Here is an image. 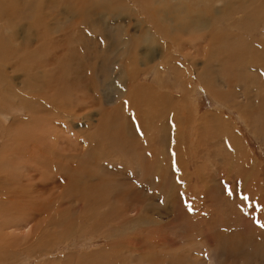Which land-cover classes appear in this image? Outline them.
Returning <instances> with one entry per match:
<instances>
[{
	"label": "rangeland",
	"instance_id": "obj_1",
	"mask_svg": "<svg viewBox=\"0 0 264 264\" xmlns=\"http://www.w3.org/2000/svg\"><path fill=\"white\" fill-rule=\"evenodd\" d=\"M0 191V264H264V0H0Z\"/></svg>",
	"mask_w": 264,
	"mask_h": 264
},
{
	"label": "bare ground",
	"instance_id": "obj_2",
	"mask_svg": "<svg viewBox=\"0 0 264 264\" xmlns=\"http://www.w3.org/2000/svg\"><path fill=\"white\" fill-rule=\"evenodd\" d=\"M135 1V0H134ZM91 2V1H90ZM96 2V1H95ZM104 2V1H103ZM110 2V1H109ZM94 4V3H93ZM100 4H101V2H100ZM109 4V3H108ZM93 7V6H92ZM89 8H91V5H90V7ZM89 8H88V11L90 12V14H91V11L89 10ZM109 8V7H108ZM92 10V9H91ZM87 11V12H88ZM121 11V10H120ZM118 13V12H117ZM89 14V13H88ZM87 14V15H88ZM89 14V16L91 17V15ZM115 14V13H114ZM119 14V13H118ZM117 14V15H118ZM76 21V20H75ZM78 21V20H77ZM147 35V34H146ZM127 38V37H126ZM131 38V37H130ZM145 38V37H144ZM151 38V37H150ZM152 39V38H151ZM114 39H112V41H113ZM125 41V40H124ZM128 41V40H127ZM152 41H153V39H152ZM190 41V40H189ZM126 42V41H125ZM124 42V43H125ZM128 42H131V41H128ZM127 42V43H128ZM118 43V42H117ZM123 43V42H122ZM151 43V42H150ZM182 43V42H181ZM114 44V43H113ZM126 44V43H125ZM113 46V45H112ZM20 48V47H19ZM130 52V51H129ZM201 54V53H200ZM67 56V55H66ZM71 57V56H70ZM69 57V58H70ZM77 60V59H76ZM72 61H73V59H72ZM66 66V65H65ZM176 66V65H175ZM67 68L69 67V66H66ZM67 68H66V70H67ZM75 68H76V66H75ZM79 68V67H78ZM81 69V68H80ZM133 69V68H132ZM170 69L172 70V72L174 71V73L176 72L177 73V71H178V69H177V71L175 70L176 69V67H174V66H170ZM69 70H72L71 69V67H70V69ZM68 70V71H69ZM82 70V69H81ZM152 70H153V68H152ZM151 70V71H152ZM79 71V70H78ZM119 71H120V69H119ZM75 72V71H74ZM73 73V72H72ZM131 74V73H130ZM77 77L79 76L78 75V73H77V75H76ZM75 77V76H74ZM119 77H122L121 75H119ZM137 77V76H136ZM76 78V77H75ZM74 78V79H75ZM79 78V77H78ZM78 78H77V80H78ZM116 78V77H115ZM125 79V78H124ZM122 80V79H121ZM127 82V81H126ZM138 83H137V79H136V82L135 83H133V85H134V88H135V90H137V92H138V94L140 95V96H142V97H145L144 96V90H145V87L143 86V85H141V86H139V85H137ZM119 86V85H118ZM211 87V86H210ZM212 90L214 89V87H212L211 88ZM147 91V90H146ZM215 91H217V90H215ZM135 93V92H134ZM215 93V92H214ZM123 94V93H122ZM213 94V93H212ZM136 95V94H135ZM151 94H150V92H148L147 93V97H149ZM137 96V95H136ZM154 96H155V94H154ZM165 96V95H164ZM225 96V95H224ZM117 97V96H116ZM115 97V98H116ZM123 97V96H122ZM152 97V96H151ZM156 97V96H155ZM161 97V96H160ZM167 99L169 98L172 102H174L175 101V98L173 97V95H171V94H166V96H165ZM227 96H225V98H226ZM131 98H132V96H131ZM135 98H137V97H135ZM150 98V97H149ZM163 98V97H162ZM135 100H137V99H135ZM223 102V101H222ZM180 103H181V101H180ZM180 103L178 104V105H180ZM132 104V103H131ZM138 104V103H137ZM137 107V106H136ZM119 108V107H118ZM138 109V108H137ZM169 109V108H168ZM170 109H172V108H170ZM169 109V110H170ZM104 110V109H103ZM140 111V110H139ZM86 113V112H85ZM104 113V112H103ZM117 114V113H116ZM109 116V115H108ZM78 156V155H77ZM10 174V173H9ZM96 189V188H95ZM255 190V189H254ZM92 192V191H91ZM254 192V191H253ZM257 192V191H256ZM255 192V193H256ZM14 195V194H13ZM18 195V194H17ZM0 196H2V191H0ZM15 197V196H14ZM18 197V196H17ZM21 197V196H20ZM23 198V197H22ZM0 199H1V197H0ZM19 199H21V198H19ZM3 201H0V203H2ZM19 202V201H18ZM17 202V203H18ZM11 205H12V203H11ZM20 206H22V205H20ZM24 206V205H23ZM32 206V205H31ZM9 207V206H8ZM7 207V208H8ZM40 207V209H41V206H39ZM39 207H37V209H39ZM17 208V207H16ZM23 208V207H22ZM21 209V208H20ZM35 209V208H34ZM19 210V209H18ZM25 210V209H24ZM23 211V210H22ZM14 212V211H13ZM19 212L20 211H16V212H14V214H15V219L16 218H20V214H19ZM40 212H42V210H40ZM49 212V211H48ZM23 214V213H22ZM8 215V214H7ZM11 214H9V216H10ZM24 215V214H23ZM9 216H7V217H5V218H7V221H6V223H4L5 225L4 226H6L7 228H9V227H12V228H15V225L16 226H19L18 224H17V221H15L14 223H13V220L12 219H10V217ZM22 217V216H21ZM20 221V220H19ZM21 225V224H20ZM6 236V235H5ZM12 236V235H11ZM13 237V236H12ZM8 238V237H7ZM3 243V242H2ZM2 252H4L3 250H2ZM6 254V253H5ZM19 257H22V255H19ZM7 258V257H6ZM11 258H9V260H10Z\"/></svg>",
	"mask_w": 264,
	"mask_h": 264
},
{
	"label": "snow or ice",
	"instance_id": "obj_3",
	"mask_svg": "<svg viewBox=\"0 0 264 264\" xmlns=\"http://www.w3.org/2000/svg\"><path fill=\"white\" fill-rule=\"evenodd\" d=\"M229 195H231V193H229ZM244 199H247V197H244ZM191 211V209H189Z\"/></svg>",
	"mask_w": 264,
	"mask_h": 264
}]
</instances>
